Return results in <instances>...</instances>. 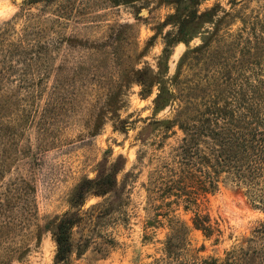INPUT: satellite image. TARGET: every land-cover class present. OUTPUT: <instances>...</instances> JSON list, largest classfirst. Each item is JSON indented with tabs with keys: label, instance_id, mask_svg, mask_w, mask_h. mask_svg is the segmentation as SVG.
I'll list each match as a JSON object with an SVG mask.
<instances>
[{
	"label": "rangeland",
	"instance_id": "obj_1",
	"mask_svg": "<svg viewBox=\"0 0 264 264\" xmlns=\"http://www.w3.org/2000/svg\"><path fill=\"white\" fill-rule=\"evenodd\" d=\"M7 28L30 53L0 47V264H202L240 248L264 264V209L243 190L220 182L187 210L148 193L184 145L186 106L235 110L264 79V0H0ZM159 88L173 94L163 109ZM106 173L108 193L76 201ZM196 210L220 233L195 229ZM70 213L71 249L58 258Z\"/></svg>",
	"mask_w": 264,
	"mask_h": 264
},
{
	"label": "trees",
	"instance_id": "obj_2",
	"mask_svg": "<svg viewBox=\"0 0 264 264\" xmlns=\"http://www.w3.org/2000/svg\"><path fill=\"white\" fill-rule=\"evenodd\" d=\"M39 1L26 0V3ZM181 1L176 0V3ZM175 18L179 23L177 40L185 41L186 14H176ZM11 31L7 28L0 32V47L7 45L12 49L8 51L9 55L18 52L25 57L30 52L22 51L17 43L8 42ZM23 34L17 39L19 44L26 39ZM9 67L11 71L14 70V66ZM140 81L146 84L144 77ZM249 93L247 106L239 103L235 110L228 109L226 104L220 106L214 102L186 106V140L179 147L176 160L160 165L151 173L148 193L152 203L175 197L162 206L168 207L182 201L187 210L197 207L200 196L216 191L219 183L224 182L243 190L252 204L264 209V79H257ZM172 96L168 90L159 88L154 99L156 108L163 109ZM243 98L241 95L240 100ZM114 185L112 173L85 180L78 187L76 201L84 200L86 194L103 196ZM155 207L161 208V205ZM75 221V216L70 213L58 223L55 234L58 258L65 257L71 249V230ZM192 223L205 236H211L214 231L220 233L211 224L209 216L199 214L197 210ZM255 233V237L264 242V223ZM228 255L225 262L211 259L203 260L202 264H253L249 259L251 255L242 248ZM261 260L264 263V256Z\"/></svg>",
	"mask_w": 264,
	"mask_h": 264
}]
</instances>
